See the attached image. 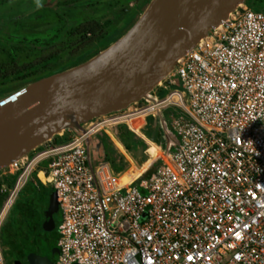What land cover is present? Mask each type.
<instances>
[{
    "label": "built area",
    "instance_id": "built-area-1",
    "mask_svg": "<svg viewBox=\"0 0 264 264\" xmlns=\"http://www.w3.org/2000/svg\"><path fill=\"white\" fill-rule=\"evenodd\" d=\"M161 82L162 102L151 91L117 122L69 121L0 170V264L3 228L30 182L57 195L55 264H264V11L245 0ZM148 118L158 140L134 125ZM119 124L146 148L139 168L132 153L115 172L91 151Z\"/></svg>",
    "mask_w": 264,
    "mask_h": 264
},
{
    "label": "water",
    "instance_id": "water-1",
    "mask_svg": "<svg viewBox=\"0 0 264 264\" xmlns=\"http://www.w3.org/2000/svg\"><path fill=\"white\" fill-rule=\"evenodd\" d=\"M245 0H153L133 28L85 64L33 83L0 101V170L60 133L142 100L212 29ZM89 145V144H88ZM54 192L43 228L55 230ZM51 264L30 258L29 264Z\"/></svg>",
    "mask_w": 264,
    "mask_h": 264
},
{
    "label": "rangeland",
    "instance_id": "rangeland-1",
    "mask_svg": "<svg viewBox=\"0 0 264 264\" xmlns=\"http://www.w3.org/2000/svg\"><path fill=\"white\" fill-rule=\"evenodd\" d=\"M152 1L0 0V101L35 82L67 72L99 56L133 28ZM247 1L254 7H260L261 0ZM165 116L168 119L169 112ZM75 118L81 119L82 116L75 115ZM135 122L136 127H155L152 138H160V124H152L151 118L146 120L147 124H141V119ZM69 124L66 120L65 125ZM129 128L126 124L112 128V136L121 149L108 136L91 142L92 153L98 150L101 158L111 162L115 172L127 167V162H123L124 154L132 153L134 165L138 168L148 159L146 148ZM149 176H142L137 185L148 180ZM47 207L46 195L38 192L30 182L21 193L6 229L20 231L24 225L29 241L45 247L44 252L57 247L58 228L62 223L60 211L53 215L54 231L46 232L42 227L38 234H34L31 228H27V212L38 211L44 225ZM20 214L22 217L26 214L23 221ZM42 236H46V242ZM3 249L9 264L6 253L9 248L4 246Z\"/></svg>",
    "mask_w": 264,
    "mask_h": 264
},
{
    "label": "flooded vegetation",
    "instance_id": "flooded-vegetation-1",
    "mask_svg": "<svg viewBox=\"0 0 264 264\" xmlns=\"http://www.w3.org/2000/svg\"><path fill=\"white\" fill-rule=\"evenodd\" d=\"M29 219H25L29 225V228L34 232V234H38L40 230L42 229L43 225L42 222V215L38 211H32L29 210L28 212ZM22 217L20 215V219L23 221V218L26 214H23ZM45 222V217H44ZM7 224H5L6 228ZM44 238L45 242L47 241L46 236H42ZM44 248L40 246V244H37L34 246L33 249L29 250H23L21 247H18L15 249H8V255H9V264H29L30 258L37 257L40 259H48L51 264H55L59 257V250L57 247L51 248L47 252H44ZM40 264H48V262L42 261Z\"/></svg>",
    "mask_w": 264,
    "mask_h": 264
},
{
    "label": "trees",
    "instance_id": "trees-1",
    "mask_svg": "<svg viewBox=\"0 0 264 264\" xmlns=\"http://www.w3.org/2000/svg\"><path fill=\"white\" fill-rule=\"evenodd\" d=\"M251 7L257 11H264V0H261L260 7H254L252 3H251ZM148 154L155 157L157 154H159V151L155 147H152L148 151ZM50 190L48 191V189L46 190V188H41L39 191L41 194L46 195L48 206H49L50 198L52 197V194H53V191L52 190L50 191ZM27 228L29 229L28 224H27ZM28 235H26V229L24 228V225L23 227H21L20 231L15 230V232L10 231L4 227L3 232H2V238H1L2 246L3 248L4 246H7L9 249L10 248L15 249V247L16 248L21 247L23 250L33 249L35 246V243L29 241L30 237Z\"/></svg>",
    "mask_w": 264,
    "mask_h": 264
},
{
    "label": "bare ground",
    "instance_id": "bare-ground-1",
    "mask_svg": "<svg viewBox=\"0 0 264 264\" xmlns=\"http://www.w3.org/2000/svg\"><path fill=\"white\" fill-rule=\"evenodd\" d=\"M150 94L154 96L159 102H162L166 97V88L164 82L159 83ZM125 114H126V110H121V111L105 114L99 117L98 119L104 123H113L123 119L125 117ZM93 119L94 118H92L91 120ZM113 141H115L114 138ZM115 143L120 149L122 148L121 145L117 143V141H115ZM134 171L137 172L136 170Z\"/></svg>",
    "mask_w": 264,
    "mask_h": 264
},
{
    "label": "crops",
    "instance_id": "crops-1",
    "mask_svg": "<svg viewBox=\"0 0 264 264\" xmlns=\"http://www.w3.org/2000/svg\"><path fill=\"white\" fill-rule=\"evenodd\" d=\"M95 143H97V142H95ZM98 151V150H97ZM36 189V188H35ZM38 192L40 191V190H38V189H36Z\"/></svg>",
    "mask_w": 264,
    "mask_h": 264
},
{
    "label": "clouds",
    "instance_id": "clouds-1",
    "mask_svg": "<svg viewBox=\"0 0 264 264\" xmlns=\"http://www.w3.org/2000/svg\"><path fill=\"white\" fill-rule=\"evenodd\" d=\"M38 6H39V4H38Z\"/></svg>",
    "mask_w": 264,
    "mask_h": 264
}]
</instances>
